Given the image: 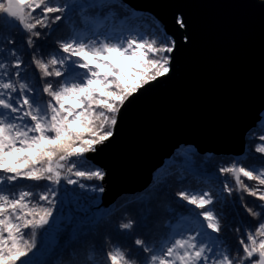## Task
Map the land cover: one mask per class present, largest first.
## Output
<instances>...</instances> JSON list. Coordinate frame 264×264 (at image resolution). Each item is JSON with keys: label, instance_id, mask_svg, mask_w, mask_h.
Returning <instances> with one entry per match:
<instances>
[{"label": "snow or ice", "instance_id": "snow-or-ice-1", "mask_svg": "<svg viewBox=\"0 0 264 264\" xmlns=\"http://www.w3.org/2000/svg\"><path fill=\"white\" fill-rule=\"evenodd\" d=\"M158 28L109 0H0V264H64L59 252L101 230L115 238L91 244V264H264V133L243 160L197 163L177 149L140 211L125 210L134 218L113 223L93 195L107 175L93 156L122 110L171 73L176 42ZM173 183L156 225L149 193Z\"/></svg>", "mask_w": 264, "mask_h": 264}, {"label": "water", "instance_id": "water-1", "mask_svg": "<svg viewBox=\"0 0 264 264\" xmlns=\"http://www.w3.org/2000/svg\"><path fill=\"white\" fill-rule=\"evenodd\" d=\"M122 2L155 17L176 48L171 73L126 105L93 156L107 173L104 206L148 189L177 149L242 156L264 115V0Z\"/></svg>", "mask_w": 264, "mask_h": 264}, {"label": "trees", "instance_id": "trees-1", "mask_svg": "<svg viewBox=\"0 0 264 264\" xmlns=\"http://www.w3.org/2000/svg\"><path fill=\"white\" fill-rule=\"evenodd\" d=\"M81 2L88 3L89 0H81ZM109 2L116 8L117 11L126 12L130 16H134L135 18H139V20L141 22L147 21V22H152L154 24H158L159 25V28H158L159 34L160 35L166 34L163 26L158 22V20L155 17H153L149 14H145V13L135 11L134 9H132L131 7H129L128 5L123 3L122 0H109ZM105 11H106V9H105ZM65 31H66V29H62L60 32L55 33L54 35H56V36L63 35L65 33ZM7 34L8 33L6 32L5 35H7ZM13 35H15V31L13 32ZM167 37H168V35H167ZM16 38H17V42L19 44L22 41L23 37L21 35V36H17ZM148 38L149 39H152V38L159 39V36L153 37L150 35ZM261 133H264V115H263L262 121L258 125V127L253 132H251L249 134V136L247 137V143H246L247 147L250 146L251 138L254 136H258ZM181 149H184V150L191 149V151L193 153V160H195L197 163H199L201 161H207V160H211L213 162H216V161L222 162V161H228V160H234V159L243 160L247 156L246 152L242 156H236V157L228 156V155H226V156H214L211 154H207V155L202 156L193 148L183 147ZM256 155L258 156L259 154H256ZM221 166H223V164H221ZM162 168H165L166 171H174V168H166V163ZM153 182H154V180H153ZM96 183H99L103 186V181L102 182H96ZM246 183L251 184L254 182L246 181ZM69 187H72V186H69ZM178 190H179V188L176 187L175 183H173L164 193H157L155 188H153L151 190V192L149 194L152 196V199L150 202V207H151V211H152L151 221L153 223H155L156 225H160L166 221L167 209L169 208V205H170V196L168 193H170L172 191H178ZM143 194H144V192L136 194V195H132V196H124L115 204H113L111 206H104L103 201H102L103 193H93L94 196L98 197V202L100 204L101 209L105 210V211H110L113 213V215L111 217L113 223H115V221L120 216L126 215V214L131 215L134 218L136 213L129 214L125 210L129 207H132V208H135L137 212H139L140 209L143 207L142 204L139 202V198ZM235 195H236V193L234 192L233 196H235ZM245 198L249 202H252V200H253V198H251V197H245ZM228 199H229V201H231L232 197H229ZM130 202H135V203H130ZM226 235L228 236L229 241H234L237 234L235 231H231V232H227ZM114 238H115L114 235L112 237H108L106 235L105 230H101L99 233H97L95 235V237H93L88 242V244L77 243V244H73V245L66 247L62 252H59V259L64 261V264H69V262H71V264H83V261L85 259H87L89 261V264H91V262L93 260L98 261L101 259V257L98 255V253L93 250L91 244L94 242L97 246H99L100 244H103L105 239H114ZM62 243H63V238H62Z\"/></svg>", "mask_w": 264, "mask_h": 264}]
</instances>
